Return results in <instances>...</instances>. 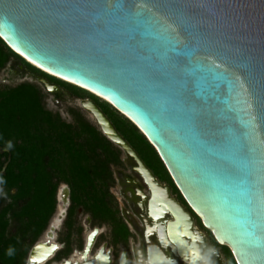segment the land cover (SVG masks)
Returning a JSON list of instances; mask_svg holds the SVG:
<instances>
[{
  "label": "water",
  "instance_id": "95a60500",
  "mask_svg": "<svg viewBox=\"0 0 264 264\" xmlns=\"http://www.w3.org/2000/svg\"><path fill=\"white\" fill-rule=\"evenodd\" d=\"M25 2L31 0H0V40L37 71L107 100L154 148L187 205L235 264H264V224H253L244 211L243 193L228 196L210 185L212 173L195 170L177 122L161 118L137 83L138 74L148 83H163L179 93L185 109L195 108L198 120L212 121L222 146L198 129L209 159L230 160L243 145L241 155L264 161V0H79L78 7L51 11L8 7ZM170 61L178 62L168 67L170 77L154 81L153 66ZM39 81L55 93L54 86ZM81 104L102 135L148 176L102 112L91 102ZM69 195L67 186L59 188L57 209L63 212L26 264H46L62 248L55 232L66 217ZM99 233L95 228L86 237L87 258ZM87 258L84 264H106L103 248Z\"/></svg>",
  "mask_w": 264,
  "mask_h": 264
},
{
  "label": "trees",
  "instance_id": "16d2710c",
  "mask_svg": "<svg viewBox=\"0 0 264 264\" xmlns=\"http://www.w3.org/2000/svg\"><path fill=\"white\" fill-rule=\"evenodd\" d=\"M14 59L43 78L82 91L32 68L0 40V72ZM70 88L66 89L73 95H81ZM104 104L97 103V107L118 135L148 169L170 182L144 136ZM67 114L69 122L46 109L45 94L36 84L25 82L0 89V264H26L31 249L48 231L56 214L61 186L69 188L70 204L58 234L62 249L55 262L68 259L74 251H83L80 215L90 220L92 228L107 225L112 246L126 244L130 237L112 193L116 185L114 169L123 167L121 150L79 109H67ZM224 253L229 264H235L225 247Z\"/></svg>",
  "mask_w": 264,
  "mask_h": 264
},
{
  "label": "flooded vegetation",
  "instance_id": "af4514ba",
  "mask_svg": "<svg viewBox=\"0 0 264 264\" xmlns=\"http://www.w3.org/2000/svg\"><path fill=\"white\" fill-rule=\"evenodd\" d=\"M121 160L123 168L116 179L120 188L113 195L130 237L126 244L112 246L106 225V264H229L224 247L203 227L169 174L170 182L155 175L139 158L148 171L145 176L129 159ZM96 242L97 238L93 248ZM54 258L46 264L73 262L70 258L55 262Z\"/></svg>",
  "mask_w": 264,
  "mask_h": 264
},
{
  "label": "snow or ice",
  "instance_id": "6c2138e0",
  "mask_svg": "<svg viewBox=\"0 0 264 264\" xmlns=\"http://www.w3.org/2000/svg\"><path fill=\"white\" fill-rule=\"evenodd\" d=\"M79 6V0H31V2L9 5L8 7L22 9H47L75 8ZM111 58V53L107 54ZM176 68L178 62H169L167 66L154 65L152 79L159 81L170 77L168 67ZM138 84H143L141 91L146 102L157 111L158 115L166 120L177 122V130L183 133L181 139L189 153V163L199 173H212L214 181H210L213 187L222 188L228 196H239L243 193L242 207L249 217H254L253 224H264V161L257 162L254 158L241 155L246 151L243 145L239 146L231 156L221 157L218 160L209 159L208 151L204 149L199 139L198 129H204L212 138L211 142L223 145V141L217 136L212 121L199 119L195 108L185 109L183 102L178 100L179 95L175 90L166 87L163 83H148L147 79L138 74Z\"/></svg>",
  "mask_w": 264,
  "mask_h": 264
},
{
  "label": "rangeland",
  "instance_id": "374dc122",
  "mask_svg": "<svg viewBox=\"0 0 264 264\" xmlns=\"http://www.w3.org/2000/svg\"><path fill=\"white\" fill-rule=\"evenodd\" d=\"M30 69L31 68H29V67L27 68V66L25 64H23L22 62H20L19 60L14 59L13 61H11L6 66V68L3 71L0 72V89L5 88V87H15V86H17L21 83H25V82L36 84L37 86H39L41 88L42 92L45 94L46 109H48L49 111H51L53 113H58L62 117V119H64L67 122L70 121V117L67 114V109H70V108L79 109L92 124L96 125L93 116L89 112L85 111L82 108L81 103L83 101H88L97 107V103L105 106V104H104L105 102H103L101 100H97L96 98L90 96V94H88L86 92H82L79 90L72 89L66 85L63 86L60 83L54 82L48 78H43L39 73L35 72L32 69H31L32 70L31 71ZM39 79H42V80L46 81L49 85L54 86L56 88L55 93H49L47 91V89L40 83ZM50 81L53 83H51ZM56 84H58V85H56ZM66 88H70L72 90H75L76 92H78L81 95L75 96L72 93H70ZM122 157H123V160L126 159V157L123 155V153H122ZM122 168L123 167L114 169L115 180L118 179V172ZM119 188H120V185L118 182V184L115 185V187L112 189V193L115 194V196H116L117 190ZM57 211H58V209L56 210V214L54 217H56ZM53 220H54V218L52 219V221ZM78 220H79L81 226L83 227V239H85L93 231L94 228L87 225L88 219L86 216L80 215ZM52 221H51V223H52ZM97 229H99L100 234L97 237V242H96L95 247L93 248V250H91V253L88 255V259H91L92 257H94V255L101 248L104 249L105 253L107 250L106 249V242H107L106 241V227L104 226V227L97 228ZM61 231H62V227H60L55 232V241L54 242H56L58 245H60V243L57 242L58 234ZM204 234H205V232H204ZM40 241H48L46 238V234L40 239ZM108 247H110V246L108 245ZM218 252H222L221 247L218 248ZM77 255H80V252L74 251L70 255L69 258L73 262H74V260L77 261L79 258Z\"/></svg>",
  "mask_w": 264,
  "mask_h": 264
},
{
  "label": "bare ground",
  "instance_id": "6f19581e",
  "mask_svg": "<svg viewBox=\"0 0 264 264\" xmlns=\"http://www.w3.org/2000/svg\"><path fill=\"white\" fill-rule=\"evenodd\" d=\"M63 81H65V80H63ZM65 82H67V81H65ZM68 83H70V82H68ZM72 85H74V84H72ZM97 97H99L101 99V101H103V102L104 101L108 102L107 100H105L104 98H101L100 96H97ZM62 193H63V191L60 192V196H62ZM62 212H63V210L61 208L58 209L57 215H56V217H54V221H57L58 220V218H59V216L61 215ZM53 224L55 225V222H53ZM77 256L79 257L78 260H77L78 262H80L79 264H84L85 263L84 260L87 258V256H85L83 253H80V255H77ZM99 259L101 260V262L104 260L103 257H101V256L99 257ZM88 260L89 259L87 258V261L86 262H88ZM72 264H74V263L72 262Z\"/></svg>",
  "mask_w": 264,
  "mask_h": 264
},
{
  "label": "built area",
  "instance_id": "2783aa9c",
  "mask_svg": "<svg viewBox=\"0 0 264 264\" xmlns=\"http://www.w3.org/2000/svg\"><path fill=\"white\" fill-rule=\"evenodd\" d=\"M95 229V228H94ZM99 230V229H98ZM100 232V231H99Z\"/></svg>",
  "mask_w": 264,
  "mask_h": 264
}]
</instances>
